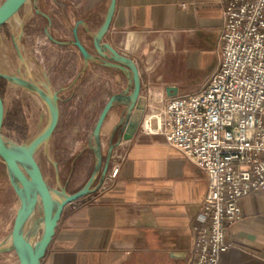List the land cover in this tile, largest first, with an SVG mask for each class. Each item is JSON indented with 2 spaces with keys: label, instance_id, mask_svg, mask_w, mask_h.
<instances>
[{
  "label": "crops",
  "instance_id": "crops-1",
  "mask_svg": "<svg viewBox=\"0 0 264 264\" xmlns=\"http://www.w3.org/2000/svg\"><path fill=\"white\" fill-rule=\"evenodd\" d=\"M227 1L116 0L104 42L136 63L144 99L148 94L167 97L169 86L200 88L216 68ZM110 2L96 0L93 20H81L86 26H80L79 36L94 55L93 35L103 24ZM99 20L102 23L95 29ZM96 67L121 76L117 83L123 88L111 97L127 88L122 72L95 62L86 67L84 59L70 87L81 85L87 77L101 83L106 75L94 73ZM51 77L46 82L53 86ZM124 112V106L114 108L101 135L104 158L111 144L122 140L119 149L125 158L116 184L97 200L85 197L65 208L42 264H192L193 228L208 190L205 174L170 147L164 136L140 129L133 139H122ZM91 135L82 151L93 165L88 181L96 164L89 146ZM98 182L99 178L95 186ZM240 208L242 220L227 232L234 247L220 256L218 264H264V191L242 199ZM18 210L17 193L0 159V245L11 235ZM4 254L12 264H20L14 252Z\"/></svg>",
  "mask_w": 264,
  "mask_h": 264
},
{
  "label": "built area",
  "instance_id": "built-area-1",
  "mask_svg": "<svg viewBox=\"0 0 264 264\" xmlns=\"http://www.w3.org/2000/svg\"><path fill=\"white\" fill-rule=\"evenodd\" d=\"M215 71L193 94L145 96L141 129L164 136L205 174L208 190L193 228L192 264H218L234 247L228 229L242 220L240 202L264 191V0H228ZM150 123V129L145 125ZM115 148L102 188L117 182L124 160Z\"/></svg>",
  "mask_w": 264,
  "mask_h": 264
},
{
  "label": "rangeland",
  "instance_id": "rangeland-1",
  "mask_svg": "<svg viewBox=\"0 0 264 264\" xmlns=\"http://www.w3.org/2000/svg\"><path fill=\"white\" fill-rule=\"evenodd\" d=\"M4 1L0 0V5ZM95 4L96 0H38L39 8L52 20L50 33L60 41L73 40V29L78 21L93 20ZM101 23V20L94 23V28ZM48 24V20L36 12L35 0H30L0 30V67L2 73L31 79L43 89L50 75L54 85L49 86L51 93H55L70 87L82 67L83 57L76 47L52 43L46 35ZM22 32L18 44L24 61L14 44V39ZM93 72L103 73L106 79L99 83L87 77L81 85L59 93L58 127L35 155L47 183L55 189H65L68 194L76 193L87 184L93 165L90 157L82 154L86 138L92 134L108 99L123 88L117 83L121 78L118 72L99 67ZM0 94L6 112L4 135L13 143L28 146L49 124L45 102L37 94L1 77ZM40 216L37 209L31 223ZM41 233L40 230L35 241ZM7 258L6 254H0V264H12Z\"/></svg>",
  "mask_w": 264,
  "mask_h": 264
},
{
  "label": "water",
  "instance_id": "water-1",
  "mask_svg": "<svg viewBox=\"0 0 264 264\" xmlns=\"http://www.w3.org/2000/svg\"><path fill=\"white\" fill-rule=\"evenodd\" d=\"M29 1L5 0L0 5V30L14 19ZM35 8L36 12L43 15L49 22L46 35L52 43L58 46L76 47L80 51L86 67L91 62H95L122 72L128 80V86L123 92L115 94L109 99L93 130L89 146L94 152L96 164L91 178L78 192L68 194L65 189H55L47 183L35 157L38 149L51 139L58 127L60 121L59 92L51 93L49 84H44L45 89H43L31 79L4 74L0 67L1 78L37 94L45 102L50 115L47 128L28 146H20L4 135L6 112L0 94V159L8 170L19 199V210L14 228L9 238L0 245V254L14 252L20 264H42L65 208L71 203L96 193L104 185L114 150L122 142L121 140L112 143L107 158H104L101 135L109 113L117 106L125 107L121 121V127L124 129L122 139L125 141L133 139L139 132L145 115V101L141 96L142 79L136 63L104 42L116 11V0H111L103 24L93 35L96 55L86 48L79 36L80 26H86L84 21H79L75 25L73 29L74 40L63 42L54 38L50 33L52 20L39 8L38 0H35ZM22 36L23 32L17 39H14V44L20 59L24 61L18 44ZM199 89L196 86H169L165 92L167 97H177L196 93ZM98 178L99 182L95 186ZM37 209L40 210L41 216L31 223ZM40 230L41 236L35 241Z\"/></svg>",
  "mask_w": 264,
  "mask_h": 264
},
{
  "label": "bare ground",
  "instance_id": "bare-ground-1",
  "mask_svg": "<svg viewBox=\"0 0 264 264\" xmlns=\"http://www.w3.org/2000/svg\"><path fill=\"white\" fill-rule=\"evenodd\" d=\"M145 128H146L147 130L150 129V123H149V121H147V124L145 125ZM41 227H42V226H41Z\"/></svg>",
  "mask_w": 264,
  "mask_h": 264
},
{
  "label": "flooded vegetation",
  "instance_id": "flooded-vegetation-1",
  "mask_svg": "<svg viewBox=\"0 0 264 264\" xmlns=\"http://www.w3.org/2000/svg\"><path fill=\"white\" fill-rule=\"evenodd\" d=\"M73 40H74V36H73ZM65 47V46H64Z\"/></svg>",
  "mask_w": 264,
  "mask_h": 264
}]
</instances>
